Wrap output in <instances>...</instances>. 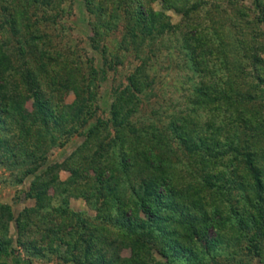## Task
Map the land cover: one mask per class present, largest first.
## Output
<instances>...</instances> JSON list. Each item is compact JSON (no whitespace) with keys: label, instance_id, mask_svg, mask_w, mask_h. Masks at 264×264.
Segmentation results:
<instances>
[{"label":"trees","instance_id":"trees-1","mask_svg":"<svg viewBox=\"0 0 264 264\" xmlns=\"http://www.w3.org/2000/svg\"><path fill=\"white\" fill-rule=\"evenodd\" d=\"M83 2L93 16L90 47L106 59L107 48L99 44L121 27L120 48L135 52L139 62L125 84L111 87L107 110L99 88L112 66L98 67L92 59L84 65L79 55L56 48L42 25L57 22L62 0H7L1 6L0 163L24 165L23 174L32 177L26 195L35 202L17 215L0 203V264H13L19 248L41 255L61 243L70 251L81 248L82 264L99 256L102 264H149V252L169 257V250L210 264L217 262L224 235L226 248L234 247L224 251L231 264H251L253 258L261 263L264 108L258 106L264 105V41L249 47L243 66L230 59L214 25L217 2ZM252 13L264 27L261 0H253ZM170 47L185 53L198 82L168 119L153 108L145 117L138 113L155 89L151 65ZM68 90L74 94L69 102ZM75 135L83 141L64 161L50 162L51 149ZM60 170L69 172L66 180H60ZM70 197L94 207L100 224L72 211ZM121 241L130 248L123 259L117 253ZM19 262L31 264L28 258Z\"/></svg>","mask_w":264,"mask_h":264},{"label":"rangeland","instance_id":"rangeland-1","mask_svg":"<svg viewBox=\"0 0 264 264\" xmlns=\"http://www.w3.org/2000/svg\"><path fill=\"white\" fill-rule=\"evenodd\" d=\"M209 1L217 2L218 4V9L213 10V21H215L214 25H217L222 33V38L226 50L229 52L230 59L237 63H241L244 66V64L249 61V47L260 48L262 44L261 42L264 41V27L260 25L258 26L254 22V14L252 13L253 0H237L236 3H234L233 0ZM6 2L7 0H0V14L1 6ZM261 2L264 4V0H261ZM61 8H63V12L57 18V22H48L42 25L44 28L46 27V30L51 36L52 44L56 48H61L69 52L72 51L75 55H79L82 63L85 62L84 65H86L87 60L92 59L93 61H96L98 67H101L102 63H108L107 66H112L108 71L106 79L101 80L99 88L100 93L105 97L100 103L101 107L107 110L108 104L105 105V102L111 100V96L109 95L111 87L125 84L127 74L133 71L139 64L135 57V52L132 50L125 51L120 48L123 31L121 27H118L111 29L102 38L99 45L100 48L102 45L106 46L107 60L101 58V53H97L89 44L88 36L92 33L89 27V21L93 16H91L86 10L83 0H62ZM172 17L173 21L177 22L179 16L172 14ZM251 31L256 33L259 37L251 39L249 35ZM263 51L264 50H260L262 56L264 55ZM185 59V53L179 52L175 47L162 49V51L154 57L150 74L155 77V89L150 97V104H142L138 114L149 117L150 111L153 108V110L159 109V113L157 114L162 120L168 119L166 115L174 109L173 105L181 103L185 98V93H187L186 89L188 90L191 84H196L198 82L197 75L194 76L191 73L186 65ZM190 75L193 76L192 79ZM73 97V91L68 90L65 95V100L69 102ZM258 108L260 111L264 108V105H259ZM102 116L106 118L107 111ZM82 141V136L75 135L67 141L64 146L52 148L48 154L49 161H64ZM23 168L24 165L22 164L6 167L0 163V203L10 204L15 215L21 212L24 208L33 207L35 202L33 198L26 195L30 188L32 177L25 176L23 174ZM68 176L69 172L67 170H60V180H66ZM19 177H23V180L19 181ZM49 195L52 196L50 191ZM54 201H58L55 196ZM69 207L72 211L79 212L81 217L87 218L89 221L91 220V222H94L96 225L100 224L101 218H96V209L87 204L82 197H70ZM72 223H75L74 219ZM10 233L16 237L13 227L10 228ZM223 237V244L218 247L217 251V262H210V264H231V259L230 261L226 259L227 256L224 251L232 250L234 247L226 248L224 244L227 243V235H224ZM64 239L69 240L71 238L69 235H65ZM95 244L97 248L99 246L103 247V244L101 243ZM238 244L242 247L244 244L243 240ZM13 245H15V243ZM42 247H45V245ZM120 248L117 252L120 259L130 256V248L125 241H121ZM236 250H238L236 257L246 261V256H241L242 253H240V249ZM95 252H98V250L96 249ZM40 253L41 255H32L19 248L13 257V264H23L22 262H19L20 258L30 259L31 264H82V249L79 248L78 250L70 251L68 245L63 243L59 244L57 251L51 252L45 247L44 251ZM168 253L169 257H162L154 251L149 252L147 256L149 258V264H197L195 260L188 259L176 251L169 250ZM100 257L101 256L91 258L90 263L102 264L101 262H98L101 259ZM86 263L87 262L84 264ZM251 264H264V260L259 263L257 258H253Z\"/></svg>","mask_w":264,"mask_h":264}]
</instances>
